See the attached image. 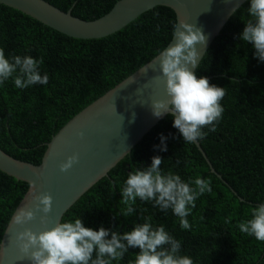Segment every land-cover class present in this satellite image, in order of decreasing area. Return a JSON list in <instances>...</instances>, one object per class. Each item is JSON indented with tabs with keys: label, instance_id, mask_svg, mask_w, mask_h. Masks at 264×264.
<instances>
[{
	"label": "trees",
	"instance_id": "1",
	"mask_svg": "<svg viewBox=\"0 0 264 264\" xmlns=\"http://www.w3.org/2000/svg\"><path fill=\"white\" fill-rule=\"evenodd\" d=\"M45 1L92 21L119 0ZM247 6L246 1L231 15L195 70L197 77H207L225 92L216 131L197 140L221 179L210 172L193 143L183 142L166 115L64 213L61 221L81 217L85 227L103 226L123 233L131 230L133 223H142L144 216H151L154 224H163L181 241V253L191 256L194 264H264V242L236 227L251 218L253 207L264 202V62L254 59L251 45L239 40ZM173 25V10L158 6L112 35L82 40L0 4V48L6 56L42 58L41 74L49 77L46 85L23 90L15 88L11 78L0 85V149L15 159L39 165L46 144L70 119L169 44ZM160 135L167 137V151L154 148ZM156 155L162 159L163 170L171 169L183 180L199 175L210 181L211 191L196 200L187 217L191 230L182 231L170 211L159 212L150 202L137 200L132 217L116 215L123 207L119 204L120 184L128 172L149 165ZM27 187L0 171V241ZM137 251L129 249L120 264L134 260Z\"/></svg>",
	"mask_w": 264,
	"mask_h": 264
},
{
	"label": "clouds",
	"instance_id": "2",
	"mask_svg": "<svg viewBox=\"0 0 264 264\" xmlns=\"http://www.w3.org/2000/svg\"><path fill=\"white\" fill-rule=\"evenodd\" d=\"M247 2V19L242 22L244 27L239 40L251 45L254 59L264 62V0ZM173 27L175 43L161 49L156 57L168 100L154 102L151 112L157 119L168 113L172 127L183 142L191 144L216 131L223 113L220 101L225 92L224 88L211 84L205 76L197 77L191 70L197 65L196 46L206 43L201 30L190 24ZM178 28L183 30L178 31ZM42 63V58L29 55L6 56L0 48V85L9 78L13 86L21 90L36 84L46 85L49 77L47 73L41 74ZM77 136L82 137L83 133L78 132ZM166 139L160 135V143L154 148L160 152L167 151ZM77 162V155L68 157L60 165V171L69 170ZM161 164V157L156 155L149 165L128 172L118 190L119 204L123 207L116 215L132 217L137 212L134 207L137 200L150 202L159 212L170 211L178 219L182 231L191 230L187 217L196 207V200L211 191L210 181L199 175L183 180L171 169L163 170ZM32 190L33 185L30 184L29 191ZM33 198L37 201L36 209L44 214L41 224H46L52 199L47 194ZM250 216L236 227L241 233L264 242V202L253 207ZM34 218V211L27 208L20 209L18 214L15 211L12 221L23 225ZM138 219L141 220L139 216ZM152 220L153 217L144 216L142 223H133L131 230L120 233L103 226L97 229L85 227L81 217H74L39 234L27 229L19 232L16 245L20 253L30 258L31 264H120L129 249L138 251L128 264H194L191 256L181 253V241L173 237L163 224H154Z\"/></svg>",
	"mask_w": 264,
	"mask_h": 264
},
{
	"label": "water",
	"instance_id": "3",
	"mask_svg": "<svg viewBox=\"0 0 264 264\" xmlns=\"http://www.w3.org/2000/svg\"><path fill=\"white\" fill-rule=\"evenodd\" d=\"M246 1L119 0L109 12L92 21L74 17L70 10L61 11L45 0H0V4L65 36L82 40L112 35L155 7L170 8L175 13L176 25H193L206 38L204 45L196 46L197 65L191 69L195 72L228 19ZM181 30L178 28V31ZM173 39L174 36L168 45L175 43ZM157 56L70 119L46 144L39 165L15 159L0 149V171L28 185L2 235L0 264H31L30 258L20 253L16 245L17 233L27 229L39 234L61 222L64 213L84 193L129 154L163 117L169 115L165 113L157 119L151 112L154 102L168 100ZM78 132H82L83 136H77ZM193 144L210 172L221 179L199 143L195 141ZM74 154L78 156V162L61 172L60 165ZM30 184L33 185L31 192ZM44 194L51 197L52 205L47 223L41 224L44 214L36 209L37 201L33 197ZM27 208L34 211L35 218L23 225L15 224L12 221L15 211L18 214L20 209Z\"/></svg>",
	"mask_w": 264,
	"mask_h": 264
}]
</instances>
